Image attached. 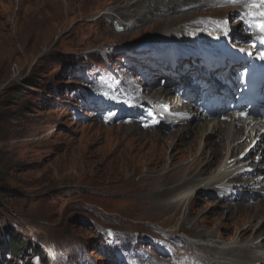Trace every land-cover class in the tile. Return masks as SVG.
<instances>
[{"label": "rangeland", "instance_id": "374dc122", "mask_svg": "<svg viewBox=\"0 0 264 264\" xmlns=\"http://www.w3.org/2000/svg\"><path fill=\"white\" fill-rule=\"evenodd\" d=\"M135 1L0 0V199L4 214L11 215L4 216V224H15L31 246L33 240H39L59 248L57 256L61 259L74 257L86 247L91 258L101 264H108L98 251V237L103 232L118 234L125 230L124 235L132 238L161 226L172 235L177 232L189 236L185 257L193 263L235 264L203 246L193 248L190 242L196 240L192 239L195 233L209 230L218 233V245L233 239V232L246 226L252 209L239 208L240 212L227 216L223 228L222 213L230 210L224 204L203 195L191 199L188 206L174 201L189 187L180 182V176L186 173L180 166L191 157L182 150L190 143L197 148L196 140L201 137L195 132L199 133L204 124L192 127L181 143L178 140L186 139L183 128L179 136L172 131L158 138L156 135L163 131L149 134L122 124L104 126L98 120L86 124L74 120L71 109L80 95L74 90L81 83L71 69L80 60L85 64L86 58H91V49L130 44L127 41L132 40H153L162 46L166 40L188 39L190 29L195 30L199 24L190 23L198 19L194 9L187 12L180 6L170 11L171 6L166 10L156 6L148 11L152 20L118 32L114 28L118 16L108 11L129 20L137 4L129 7L128 3ZM225 2L199 9L204 17H228L233 6ZM100 60L87 59L84 65L91 80L100 76ZM112 61L119 58L113 56ZM21 87L24 90L16 93ZM207 138L211 140L212 136ZM223 153L224 147L218 151L220 158ZM204 154L209 157L206 150ZM200 165L191 166L187 176L196 170L205 171ZM91 211L97 214V220L88 216ZM215 214L219 216L209 219ZM239 214L238 221L247 217L244 225L232 224ZM254 227L245 231L252 239L260 232L255 229L250 234ZM68 252L74 254L67 256ZM0 260L9 264L12 257L1 250ZM33 262L38 264L39 260Z\"/></svg>", "mask_w": 264, "mask_h": 264}, {"label": "bare ground", "instance_id": "6f19581e", "mask_svg": "<svg viewBox=\"0 0 264 264\" xmlns=\"http://www.w3.org/2000/svg\"><path fill=\"white\" fill-rule=\"evenodd\" d=\"M217 1H233V0H136L132 4L128 3L129 7H133L134 4L135 5L137 4V8L136 9H134V8L131 9L132 17L129 20H125V21L122 20L121 17H119L120 13L119 14L118 13L115 14L114 12H111L112 10L108 11V12L112 13V15L118 16L117 22L120 24V26L123 29H129V28L132 29L133 27L139 26L141 23H145V22H148V21L152 20V18H151L152 15H151V13H148V11H149V9L154 8L156 6L161 8L162 10H166L167 8H170V6H171V10L170 11H177V9L180 6L185 7L183 9L187 8L188 10H191L193 8H200L202 6H205L206 4H211V3H214V2H217ZM236 1L242 2L243 0H236ZM122 11H121V13H122ZM108 12H106V13H108ZM177 13H179V12H177ZM185 13H186V11H185ZM179 17H181V15ZM156 18L160 19L161 17L158 16ZM165 18H168V17H165ZM153 19H155V18H153ZM178 21H180V20H178ZM180 27H182V26L180 25ZM204 32H205L204 30L197 29L195 31L194 38L196 36L201 37L204 34ZM97 108L99 109V107H97ZM203 124H204V128L202 130L204 132H206L207 134L213 135V137H215V141L216 142H210L209 138L207 139V138L201 137V138L196 140L195 146H197L198 143L201 144V145H205V146L206 145H210L211 154H213L214 152L218 153V151H220V149L224 147V153H223L222 157L220 158V161L224 160L226 158V154L235 146V145L231 144V141L233 139H235L239 135V133H240L239 129L236 128V129L232 130L231 132H229L227 130L228 128H227V125L225 123L219 122V121L211 119V118L208 119L207 121L198 120V121H196L194 123L185 125L184 128L187 130V134H188L189 130L192 129V127H198V126L203 125ZM201 133L202 132L200 130L199 134H201ZM231 134L232 135L234 134V136H232ZM196 158H197V155H193L191 160H190V162H188L186 165L180 167L181 169H183L184 172H186V173L182 174L181 177H180L181 184L182 183H184L186 185L189 184V187L187 186L188 188H187L186 191L180 192V194H177V195L175 194L176 195L175 196L176 200H178V202H180V203H185L187 200H189L190 199L189 196L197 197V196H199V194L200 195L201 194H211L210 192H211V190L213 188V185L217 184L219 181H221L227 175V173L225 171H222V172H218L217 171L219 163H220V161H219V163L215 167L214 171H211L210 173L206 174L205 176H201L200 172H196L197 170L195 171V173L193 175L187 176V172L190 169V167L194 164ZM174 186H175V184H174ZM169 196H171V195H169ZM169 200H170V197H169ZM258 204L259 203L255 204V207H257L256 215H257V219L259 220V224H258V226L256 228H258L259 226H264V209L258 208ZM158 207H159V205H158ZM154 213H156V212H154ZM182 216H184V215H182ZM251 218H253V217L251 216ZM251 218L249 220L248 219L246 220L247 223H246L245 227L237 230L236 239L235 240H231L229 242L221 243L220 245H218L215 242V240H214V238L218 237V235L216 234L214 236L213 232L209 230L208 232H197V233H195L194 237L192 239L196 238V240H192L190 242L191 246L194 247L193 246L194 243L200 244L201 246H203L207 250L212 251V252L222 256L221 258L224 261H228V262H231V263L246 264V263L250 262V264H257V263L260 262L259 264H262V263H264V249H263L264 244L262 243V240H260V241L255 240L254 241V239H252V236H249L248 238H245V234H244L245 230L252 226V223H251L252 219ZM231 250H234L235 254H233L231 252ZM226 254H227V256H224Z\"/></svg>", "mask_w": 264, "mask_h": 264}, {"label": "trees", "instance_id": "16d2710c", "mask_svg": "<svg viewBox=\"0 0 264 264\" xmlns=\"http://www.w3.org/2000/svg\"><path fill=\"white\" fill-rule=\"evenodd\" d=\"M23 90L24 89L21 87L16 90V93ZM7 193L8 192L5 194ZM7 197H10V195ZM1 200L2 199H0V249L4 250L7 254L9 253L13 258L20 257L27 253L31 243L28 240H25L22 233L17 230L18 228L16 226H14L15 224H4V216L9 217L11 215L10 213L4 214V207L2 206Z\"/></svg>", "mask_w": 264, "mask_h": 264}, {"label": "water", "instance_id": "95a60500", "mask_svg": "<svg viewBox=\"0 0 264 264\" xmlns=\"http://www.w3.org/2000/svg\"><path fill=\"white\" fill-rule=\"evenodd\" d=\"M116 27L119 28V27H118V24H116Z\"/></svg>", "mask_w": 264, "mask_h": 264}, {"label": "snow or ice", "instance_id": "6c2138e0", "mask_svg": "<svg viewBox=\"0 0 264 264\" xmlns=\"http://www.w3.org/2000/svg\"><path fill=\"white\" fill-rule=\"evenodd\" d=\"M262 30H264V29H262Z\"/></svg>", "mask_w": 264, "mask_h": 264}]
</instances>
